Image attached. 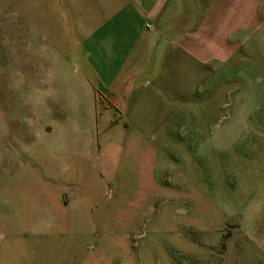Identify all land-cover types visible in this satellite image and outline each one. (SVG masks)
<instances>
[{
	"label": "rangeland",
	"instance_id": "1",
	"mask_svg": "<svg viewBox=\"0 0 264 264\" xmlns=\"http://www.w3.org/2000/svg\"><path fill=\"white\" fill-rule=\"evenodd\" d=\"M77 2L0 0V218L56 216L46 237L55 264H264V203L249 210L258 192L264 199V0L261 22L230 60L166 78L163 121L106 129L114 112L100 106L109 163H98L102 188L93 169L79 181L100 192L91 214L83 200L74 207L85 216L78 232L58 203L73 198L59 166L48 165L61 175L56 184L34 162L68 126L55 119L68 108L53 88L46 38L57 21L78 18L69 11Z\"/></svg>",
	"mask_w": 264,
	"mask_h": 264
},
{
	"label": "crops",
	"instance_id": "2",
	"mask_svg": "<svg viewBox=\"0 0 264 264\" xmlns=\"http://www.w3.org/2000/svg\"><path fill=\"white\" fill-rule=\"evenodd\" d=\"M78 1L69 7L72 13L80 10L78 18L57 21L55 34L48 33L46 38L47 50L52 53L47 65L50 75L57 78L52 81L53 88L62 97L63 107L68 108V113L55 119L68 126L52 132L53 142L47 140L40 149L41 157L34 160L38 163L41 159L47 170L45 179L54 183L61 175L48 174L54 167L50 161L59 166L55 170L65 178L61 180L62 190L73 198L67 205L60 200L58 203L73 212L76 232L85 216L74 207L83 200L92 213L90 204L98 203L100 192L97 183L101 188L104 183L98 180V171L104 166L102 160L109 163L98 141L101 113L96 110V90L112 96L122 113L119 124L161 122L168 117L160 106L167 97L166 78L183 75L184 67L190 70L212 66L216 60H230L263 17L259 0ZM92 169L97 182L90 185L96 188L93 191L78 185L91 176ZM263 203L258 192L249 210ZM48 216L26 215L24 222L21 215H1L0 235L5 244L0 245V258L4 252L16 256L4 263L0 259V264H55L53 252L49 257L46 237L56 216ZM250 216L242 215L245 221Z\"/></svg>",
	"mask_w": 264,
	"mask_h": 264
},
{
	"label": "trees",
	"instance_id": "3",
	"mask_svg": "<svg viewBox=\"0 0 264 264\" xmlns=\"http://www.w3.org/2000/svg\"><path fill=\"white\" fill-rule=\"evenodd\" d=\"M95 103H96L97 112L99 111L100 106L102 109L101 111L113 110L114 119L110 122L109 127H113V126L120 123V121L122 119V113L114 104V102L112 100V96L109 93L96 90V92H95Z\"/></svg>",
	"mask_w": 264,
	"mask_h": 264
},
{
	"label": "built area",
	"instance_id": "4",
	"mask_svg": "<svg viewBox=\"0 0 264 264\" xmlns=\"http://www.w3.org/2000/svg\"><path fill=\"white\" fill-rule=\"evenodd\" d=\"M146 28H147V29H151V27H150V26H146Z\"/></svg>",
	"mask_w": 264,
	"mask_h": 264
}]
</instances>
